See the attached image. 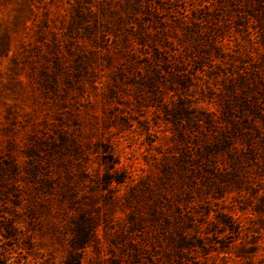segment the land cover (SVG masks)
Instances as JSON below:
<instances>
[{"label": "rangeland", "instance_id": "rangeland-1", "mask_svg": "<svg viewBox=\"0 0 264 264\" xmlns=\"http://www.w3.org/2000/svg\"><path fill=\"white\" fill-rule=\"evenodd\" d=\"M245 1L0 0V264H264Z\"/></svg>", "mask_w": 264, "mask_h": 264}, {"label": "trees", "instance_id": "trees-1", "mask_svg": "<svg viewBox=\"0 0 264 264\" xmlns=\"http://www.w3.org/2000/svg\"><path fill=\"white\" fill-rule=\"evenodd\" d=\"M245 5L248 7V9H253V10H256V14L259 15V19L261 20L262 23H264V0H246L245 1ZM263 17V18H262ZM214 45H219L218 41H215L214 42ZM183 53L180 51L178 53V56H182ZM184 62V60H182ZM180 64V63H179ZM183 64V63H181ZM185 64V62H184ZM262 72V71H261ZM261 72H259L257 70V76L259 79L262 80V74H260ZM263 81V80H262ZM258 84V83H257ZM254 85V84H253ZM251 85V87L253 86ZM264 96V95H263ZM206 122V121H205ZM225 137L223 138V141H224ZM250 148V147H248Z\"/></svg>", "mask_w": 264, "mask_h": 264}]
</instances>
